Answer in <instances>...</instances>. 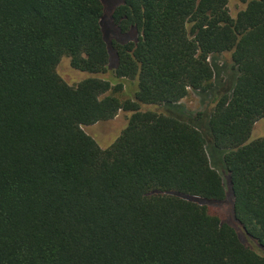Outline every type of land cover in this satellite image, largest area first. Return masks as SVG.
Returning a JSON list of instances; mask_svg holds the SVG:
<instances>
[{
  "label": "trees",
  "instance_id": "1",
  "mask_svg": "<svg viewBox=\"0 0 264 264\" xmlns=\"http://www.w3.org/2000/svg\"><path fill=\"white\" fill-rule=\"evenodd\" d=\"M241 2L0 0V264H264V0ZM63 56L112 77L69 85ZM120 110L100 147L82 126Z\"/></svg>",
  "mask_w": 264,
  "mask_h": 264
},
{
  "label": "rangeland",
  "instance_id": "2",
  "mask_svg": "<svg viewBox=\"0 0 264 264\" xmlns=\"http://www.w3.org/2000/svg\"><path fill=\"white\" fill-rule=\"evenodd\" d=\"M104 2L106 3V16H109L114 6L118 3V0H104ZM242 7L243 3L241 2V0H228V8L232 15L236 14V12L239 11ZM220 59H229V53L221 54ZM55 70L63 81L72 86H75L77 83H79L81 80L88 76H97L106 79H111L112 77L110 71L92 74L89 72L75 69L71 66L70 58L68 56L61 57L60 61L56 65ZM135 86V81L127 79L124 82L123 89L119 93H116V95L120 99L129 98L133 95L132 93L135 89ZM179 103L182 104L185 111H189L190 113H194L206 107V102L202 103L200 97L196 94V92L193 91H190L185 97H183L179 101ZM142 108L157 109L163 111L161 106L158 105H146ZM128 116V112L120 110L110 120L99 121L90 125H83L82 128L87 134H89L98 142L100 147H107L115 140V138L120 134L121 130L125 127L128 121ZM260 137H264V119L262 118L256 120V122L253 124L248 141ZM208 207L210 213L218 216L221 220L228 219V215L224 207L218 205H209ZM247 243L257 252H263L252 242L247 241Z\"/></svg>",
  "mask_w": 264,
  "mask_h": 264
}]
</instances>
